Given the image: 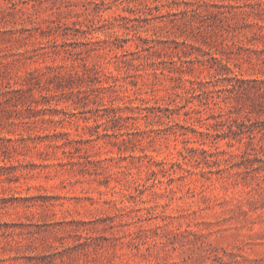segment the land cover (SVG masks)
Wrapping results in <instances>:
<instances>
[{
  "label": "rangeland",
  "instance_id": "obj_1",
  "mask_svg": "<svg viewBox=\"0 0 264 264\" xmlns=\"http://www.w3.org/2000/svg\"><path fill=\"white\" fill-rule=\"evenodd\" d=\"M0 264H264V0H0Z\"/></svg>",
  "mask_w": 264,
  "mask_h": 264
}]
</instances>
